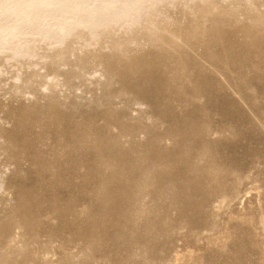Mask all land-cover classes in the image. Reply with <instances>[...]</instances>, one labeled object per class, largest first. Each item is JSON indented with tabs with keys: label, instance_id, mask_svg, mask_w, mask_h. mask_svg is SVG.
I'll return each mask as SVG.
<instances>
[{
	"label": "rangeland",
	"instance_id": "1",
	"mask_svg": "<svg viewBox=\"0 0 264 264\" xmlns=\"http://www.w3.org/2000/svg\"><path fill=\"white\" fill-rule=\"evenodd\" d=\"M0 264H264V0H0Z\"/></svg>",
	"mask_w": 264,
	"mask_h": 264
}]
</instances>
